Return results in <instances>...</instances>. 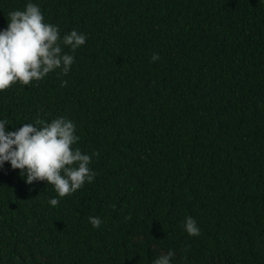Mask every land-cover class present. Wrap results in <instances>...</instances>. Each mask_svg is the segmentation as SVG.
Instances as JSON below:
<instances>
[{
  "label": "trees",
  "instance_id": "16d2710c",
  "mask_svg": "<svg viewBox=\"0 0 264 264\" xmlns=\"http://www.w3.org/2000/svg\"><path fill=\"white\" fill-rule=\"evenodd\" d=\"M32 2L86 43L0 92V119L73 121L95 179L59 198L6 163L0 264H264V0ZM26 3L0 0V29Z\"/></svg>",
  "mask_w": 264,
  "mask_h": 264
},
{
  "label": "clouds",
  "instance_id": "9594fccd",
  "mask_svg": "<svg viewBox=\"0 0 264 264\" xmlns=\"http://www.w3.org/2000/svg\"><path fill=\"white\" fill-rule=\"evenodd\" d=\"M7 27L0 29V92L13 84L29 85L59 70L67 75L75 61L69 48L75 52L86 43V35L72 30L61 36L58 26L45 22L41 8L27 0L23 10L8 14ZM152 62L160 59L152 55ZM67 81H61L66 86ZM9 121L0 119V169L7 163L19 170L26 185L44 181L52 185L59 198L71 195L85 183H92L95 173L89 165L92 156L73 147L79 141L76 126L65 117L51 122L37 120L11 127ZM93 155H99L94 153ZM59 198L48 200L50 206L59 204ZM93 228H99V217L89 216ZM183 228L189 236H199L200 228L192 217H186ZM174 252L160 254L152 264H171Z\"/></svg>",
  "mask_w": 264,
  "mask_h": 264
}]
</instances>
